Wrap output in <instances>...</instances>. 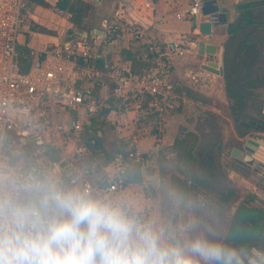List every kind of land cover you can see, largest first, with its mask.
<instances>
[{
	"label": "built area",
	"instance_id": "1",
	"mask_svg": "<svg viewBox=\"0 0 264 264\" xmlns=\"http://www.w3.org/2000/svg\"><path fill=\"white\" fill-rule=\"evenodd\" d=\"M44 1L49 6L57 2ZM157 2L122 1L102 21V34L91 29L84 36L82 32L77 38L35 48L25 42L22 31L38 6L28 0H0V194L48 181L107 201L124 193L128 174L143 163L137 137H129L109 163L93 172L74 162V157L95 152V137L86 127L92 120L131 125L148 117L164 121L180 97L171 80L173 56L190 52L201 59L197 69L184 70L188 82L206 85L216 76L200 67L215 62L212 55L195 51L202 0L175 11L177 21L196 26L179 33L178 42L160 36ZM118 44L129 50L137 47L138 56L150 65L134 72L121 58H106ZM22 46L31 58L25 72L19 69ZM51 150L59 153L57 161L47 159ZM61 161L65 167L59 166ZM127 213L146 221L145 212Z\"/></svg>",
	"mask_w": 264,
	"mask_h": 264
},
{
	"label": "rangeland",
	"instance_id": "2",
	"mask_svg": "<svg viewBox=\"0 0 264 264\" xmlns=\"http://www.w3.org/2000/svg\"><path fill=\"white\" fill-rule=\"evenodd\" d=\"M86 1L93 3V8L87 17V25L93 28L101 26V22L108 19L111 13L117 9L121 0ZM170 1L172 0H158L157 2V17L163 10L168 12L165 14L167 22L162 28L170 32L189 31L191 28L189 22L175 20L173 13L177 7ZM191 1L186 0L188 4ZM218 2L219 12L224 13L225 21L213 24L212 27L215 26L214 41L218 48V59L215 62H220L221 74L214 80L209 78L206 85H195V89L204 93L211 100V104H201L179 94L177 109L175 111L173 109V112L170 111L168 113L172 112L170 116H166L162 122L148 117L142 121L143 123H133L132 128L128 127L129 123H125L128 126L123 127L119 126L123 123L110 124L107 121L97 122L95 125L96 128L99 127L103 131V145L111 156L116 155L119 148L124 145L123 141L125 140L123 139L137 137L140 150L145 155L140 166L142 181L129 183L124 193L115 195L111 202L119 204L127 212H145V223L150 224L155 231L161 234L162 242L165 244H184L197 237L217 243L221 241L230 214L222 220L217 218L216 207L213 208V194L209 191L207 195L202 187H198L197 179L207 180L222 190L231 185L237 189L240 198L245 197L248 193H254L258 195V198L264 200V194L257 189L258 183L262 181V176L258 171L253 168L248 173L244 172L229 158V150L236 139V133L232 126L227 97L242 96L243 112L247 113L244 116L247 117L246 120L249 119V116H264V89L236 92L238 83L250 76L253 64L258 57L254 44H250L246 49L241 48L243 38L250 34L251 29L242 31L236 37L229 34L232 32L231 28L238 14L252 20L255 5L250 4L252 1L235 3L232 0H218ZM162 16L164 18V15ZM67 18L66 13L56 11L53 7L46 9L35 7L30 21L45 27L52 33L44 35L31 32L26 24L22 34L23 36L28 35V44L35 48L40 47L42 43H61L66 39L70 27ZM254 19L256 20V18ZM253 24V21H249L247 26ZM206 40L204 36L202 41ZM210 41L212 42L213 39ZM184 48L193 51L185 43ZM261 48L264 51V47ZM122 51V46L118 44L112 48L111 53L117 57H123ZM113 58L116 57L113 56ZM182 58L184 59L175 60L177 68L174 75L177 84L186 85L187 82L183 78L184 69H197L200 58H194L193 53L190 52H185ZM154 125H158L160 128V134L157 136L152 132ZM117 127H121V129ZM122 128L125 129V134ZM185 132L196 133L198 139L193 150L194 162L185 177L188 185L195 186L190 191L186 202L182 203L177 201L173 190L170 189V174L176 175L174 155L170 150V145L178 134ZM262 134L253 132L246 138H258L262 141L259 139ZM119 137L124 138L120 139ZM115 143L118 144L115 145ZM238 143L241 142L238 141ZM180 177L183 179L184 175ZM70 189L76 190V188ZM230 211H233V207ZM260 264H264V261Z\"/></svg>",
	"mask_w": 264,
	"mask_h": 264
},
{
	"label": "clouds",
	"instance_id": "3",
	"mask_svg": "<svg viewBox=\"0 0 264 264\" xmlns=\"http://www.w3.org/2000/svg\"><path fill=\"white\" fill-rule=\"evenodd\" d=\"M199 257V259H196ZM0 264H243L205 238L162 242L119 204L55 181L0 194Z\"/></svg>",
	"mask_w": 264,
	"mask_h": 264
},
{
	"label": "trees",
	"instance_id": "4",
	"mask_svg": "<svg viewBox=\"0 0 264 264\" xmlns=\"http://www.w3.org/2000/svg\"><path fill=\"white\" fill-rule=\"evenodd\" d=\"M28 1L43 9L53 7L56 11L68 15L67 21L70 27L64 41L77 38L82 32H89L92 29V26L90 27L87 25L88 14L93 8V3L91 1L57 0L54 6H49L44 0ZM260 16H264V14L261 13ZM261 18L264 19V17ZM26 24L31 32L44 35H50L52 33V31L30 20L26 21L24 26ZM24 40L28 42L27 34H25ZM250 44L255 45L258 57L253 64L250 76L241 80L238 83V88L247 91H260L264 89V51H262L261 48L264 47V26H260L249 35L245 36L241 42V48L246 49ZM19 50L21 53L19 58V69L21 72H25L31 62V58L24 46L20 47ZM138 54L139 49L137 47L122 51L123 61L134 72H140L150 65L149 60L141 59ZM187 84L174 83V90L193 101L201 104H211V100L205 96L204 93L195 89V84L191 82H187ZM239 89L236 92H238ZM227 98L232 126L236 133V139L231 147L242 149L244 141L238 138L251 136L253 132L264 133V116H249V119L245 120L243 117L246 116L247 113L243 112L244 102L242 96L234 95V98L229 96ZM176 109L175 107L173 111ZM170 114L166 116L168 117ZM238 116H242V118ZM86 129L89 134L95 137V152L93 155H87L81 158L74 157V162L79 169L89 168L93 172H99L101 166L109 163L114 157L109 154L103 145L102 136L96 134V130L100 129L95 127L94 120L91 121V124L87 126ZM152 132L155 136L160 134L158 125L152 127ZM197 139L198 136L196 133L185 132L178 134L170 145V150L174 155V170L176 172V175L174 173L170 174V189L173 190L175 197L178 199L176 200L182 203L186 202L190 191L193 190L195 186L191 184L188 185L185 177L187 176V172L190 171V166L195 159L193 150ZM238 141L241 143H238ZM46 157L49 160L57 161L59 159V153L55 150H51L50 152H46ZM144 158L145 155H142V162ZM229 158L231 162L236 163L242 171L248 173L249 170H253L252 167L243 163L241 160L235 159L230 155ZM182 175H184L183 179L180 177ZM141 181L142 176L140 173V166H138L128 174L127 183H137ZM196 181L198 187H202L203 191L207 192V195L209 191L213 194V208L216 207L215 212L217 213L216 216L218 219L222 220L230 214L220 244L236 250L243 264H252L250 262L251 260L260 264L262 261L256 253H260L264 256V200L258 198V195L254 193H248L245 197L240 198L237 189L231 185H228L222 190L215 187L207 180L197 179ZM257 189L264 194V177H262V181L258 183ZM232 207L233 211L231 212L230 210Z\"/></svg>",
	"mask_w": 264,
	"mask_h": 264
},
{
	"label": "water",
	"instance_id": "5",
	"mask_svg": "<svg viewBox=\"0 0 264 264\" xmlns=\"http://www.w3.org/2000/svg\"><path fill=\"white\" fill-rule=\"evenodd\" d=\"M255 0H237V2L244 3L250 2ZM201 14L203 17L206 18L205 21H202L199 25V33L202 36H205L207 39L211 38L212 33V25L221 23L225 21L224 13L219 12V7L217 0H205L202 3ZM97 34H102L100 30H96ZM86 32L82 33L84 36ZM196 52L198 55L209 54L212 55L214 58L217 56V47L212 43H207L204 41H199L196 45ZM200 67L206 71L214 73L216 75H220L221 71L219 69L218 62H208L206 64H201ZM241 117L242 116H238ZM245 120L247 117H243ZM262 141L256 140L253 138H248L245 142L244 151L246 152L243 154V151L233 148L230 151V155L234 158L241 159L244 163L248 165H252L257 171L264 172V154L258 153L254 154V149L257 148L258 145H264V134L261 137ZM262 143V144H261ZM51 165L50 167H52ZM60 167H65V161H61L59 163ZM253 264H256L253 260L250 261Z\"/></svg>",
	"mask_w": 264,
	"mask_h": 264
},
{
	"label": "crops",
	"instance_id": "6",
	"mask_svg": "<svg viewBox=\"0 0 264 264\" xmlns=\"http://www.w3.org/2000/svg\"><path fill=\"white\" fill-rule=\"evenodd\" d=\"M122 1H130V0H121L119 3H121ZM231 1V0H230ZM233 2H235V3H240V2H237V0H232ZM171 2V4H174L176 7H177V9L176 10H178V9H183V8H186L189 4L186 2V0H179V1H177V0H173V1H170ZM178 2V3H177ZM181 2H183V3H181ZM202 3H203V0H202ZM217 3H219L218 2V0H217ZM250 4H254L255 5V8H254V11H253V13H252V20L250 19V18H248L247 16H242V15H240V14H238L236 17H235V21H234V25L232 26V28H231V31L232 32H230L229 34L230 35H233V36H237L239 33H241L242 31H244V30H246V29H251V31L249 32V33H251L252 31H253V29L254 28H256L257 26H259V25H261V26H264V19H262L261 17H264V16H260V14L262 13V14H264V0H255V1H252ZM203 5V4H202ZM241 6H245L244 4H240ZM175 10V11H176ZM175 11H174V13H175ZM166 13H168L167 11H165V10H163L162 11V13L161 14H159L160 16H158L159 18H160V20L162 19V21H161V23H160V30H161V32H160V36L162 37V38H169L171 41H174V42H178V34L179 33H187V32H190L191 30H192V28H195L196 26L192 23H190V25H191V28H190V30L189 31H179V32H170V31H167V30H165V29H163L162 27H163V25L167 22V21H165L166 20V18H165V14ZM174 13H173V15H174ZM221 13V12H220ZM111 15H112V13H111ZM110 15V16H111ZM162 15H164V18H162L163 16ZM109 16V17H110ZM162 16V17H161ZM108 17V18H109ZM254 18H256V20L254 19ZM248 19H250L249 21H253V25H251V26H247L248 25V23H249V21H248ZM176 20V19H175ZM206 20V18H203V16H202V14H201V21L199 22V24L202 22V21H205ZM177 21V20H176ZM182 22V21H181ZM185 22V21H184ZM102 23V22H101ZM214 28H215V26L214 27H212V29H213V33H211V38L210 39H213V41L211 42L210 41V39H207L206 41H204V42H207V43H212V44H214V45H216L215 43V41H214V37H215V35H214ZM253 28V29H252ZM92 29H96V30H100V26H98V27H93ZM199 29V28H198ZM255 30V29H254ZM199 31V30H198ZM202 35H200V33H199V35H197L196 36V38H195V40H196V45H197V43L199 42V41H202V37H201ZM204 37V36H203ZM217 47V46H216ZM123 50H128V49H126V48H123ZM196 51V50H195ZM217 51H218V48H217ZM197 53V52H196ZM218 53V52H217ZM113 56L114 57H116V58H121L122 60H123V58L122 57H117V55H112V53L110 52V53H107V54H105V57L106 58H108V59H110V58H113ZM194 58H197V57H194ZM211 60H213V61H216V59H218V54H217V57L216 58H214L213 56H211V57H209ZM176 59H178V60H182V59H184V58H182V57H178V56H174L173 57V68H172V74H171V80H172V82H173V84L174 83H176L177 84V82L175 81L176 80V77H175V75H174V72H175V70H176V68H177V64H176V62H175V60ZM201 60V59H200ZM186 63H187V60L185 61ZM218 62V61H217ZM218 64H219V69H220V62H218ZM186 69V68H185ZM184 69V70H185ZM221 71V70H220ZM220 75H216L215 77H212V79L211 80H214L215 78H217V77H219ZM183 78L185 79V77H184V73H183ZM185 81L186 82H188L186 79H185ZM239 88H237V90H238ZM239 90H242V89H239ZM176 92V91H175ZM177 93V92H176ZM178 95H179V93H177ZM95 125H96V123H95ZM119 126H123V127H126V126H128L127 124H123V125H119ZM128 127H131L132 128V126H131V124H130V126H128ZM117 128H120L121 129V127H117ZM98 129H100L99 127H98ZM123 129V133L125 132V129L124 128H122ZM103 131L100 129V133H99V135L98 136H103ZM125 134V133H124ZM120 136H123V135H121L120 134ZM236 136V135H235ZM103 138V137H102ZM120 139L122 138H124V137H119ZM238 139H241V140H243L244 141V144H243V146H242V149H239V150H241V151H243V154H245L246 152L244 151V146H245V142H246V140H247V138L246 137H244V138H238ZM254 139V138H253ZM259 139H261V138H259ZM123 140H125L126 141V139H123ZM256 140H258V138L256 139ZM262 140V139H261ZM125 141H123L124 143L123 144H125ZM141 142V141H140ZM116 144H118V143H115V145ZM262 144V143H261ZM124 146V145H123ZM123 146H121L120 148H119V150L123 147ZM233 148H235V147H230V150H229V155H230V151L233 149ZM118 150V151H119ZM258 153H262V154H264V145H258L257 146V148H255L254 149V154H258ZM231 156V155H230ZM232 157V156H231ZM234 158V157H233ZM235 159H237V158H235ZM238 160H241V159H238ZM242 161V160H241ZM243 162V161H242ZM244 163V162H243ZM246 164V163H245ZM248 165V164H247ZM248 166H250V167H252V168H254L252 165H248Z\"/></svg>",
	"mask_w": 264,
	"mask_h": 264
},
{
	"label": "flooded vegetation",
	"instance_id": "7",
	"mask_svg": "<svg viewBox=\"0 0 264 264\" xmlns=\"http://www.w3.org/2000/svg\"><path fill=\"white\" fill-rule=\"evenodd\" d=\"M202 38H203V36H201ZM218 52V51H217ZM218 54V53H217ZM217 57V56H216ZM262 134V133H261ZM258 173L262 176V177H264V172H262V171H258Z\"/></svg>",
	"mask_w": 264,
	"mask_h": 264
}]
</instances>
